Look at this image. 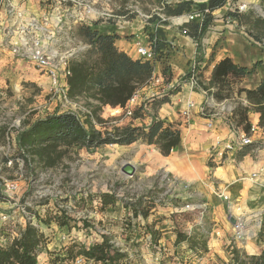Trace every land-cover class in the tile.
<instances>
[{"label":"rangeland","instance_id":"rangeland-1","mask_svg":"<svg viewBox=\"0 0 264 264\" xmlns=\"http://www.w3.org/2000/svg\"><path fill=\"white\" fill-rule=\"evenodd\" d=\"M162 1L164 0H101L98 7L108 14H127V19L130 20L139 18L145 23L144 29L146 35L149 36L156 23L150 20L158 12H161L159 8ZM14 2L15 6L7 4L0 7V10H3L8 16L7 22L9 21V24L5 32L11 34L7 39L8 50L0 62L1 126L6 127L17 120L20 121L24 130L28 122L59 109L73 111L83 117L84 109L92 111L94 105L98 104L97 101L80 97L73 100V105L75 104L76 107L62 104L59 99L53 98L49 78L35 68L25 55L18 56L12 52L16 35L22 36L20 37L21 41L17 42L21 44L25 43L26 40L31 42L37 34L45 36L49 30L54 29L51 17L55 11V0H14ZM258 6L250 10L255 20L264 19V0ZM129 7L131 8L129 9ZM132 9L135 11L134 13H130ZM18 13L22 14L18 15ZM144 15H152L153 17L147 19ZM13 18L14 21H12ZM98 22V28L102 32L113 31L116 23L113 18ZM169 23L171 24L170 21ZM79 26L76 27L77 31L76 29L64 28L60 33H57L56 37L60 40L57 47L61 51L67 52L68 49L75 48L80 54L85 53L90 48V46L84 47L87 42L78 34ZM248 29L256 40H259V36L262 40L264 39V25L250 26L247 27ZM262 40L261 45L264 46ZM263 72L264 59L258 61L255 72L246 79L245 84L254 86L259 83ZM204 74L205 69H202L197 89L207 91V95H210L208 90L204 89L208 85ZM188 78L189 70L183 75V79L187 80ZM169 84L163 78L159 82L150 84L152 86L148 87L147 90L139 91L138 106L144 107V112L147 114L145 120L148 118L153 120L154 117L160 118L158 111L163 104L156 107L159 100L181 90V85L171 87ZM244 96V94L241 96L234 95L233 98L225 101L215 99V102H211L210 105L203 102L199 106V115L207 118L219 112L227 120L229 119L232 126L234 124L231 119L233 111L240 103L245 105ZM112 108L121 107L104 106L100 111L101 117L106 120L105 126L108 130H111L114 126L126 125L131 122L132 116L127 117L121 109L119 112H115ZM194 112L196 111L194 110ZM161 119L169 121L167 117ZM177 119L179 121H170L180 123V125L183 123L189 124L182 118L181 111ZM192 119L193 115L190 120ZM135 121L134 124H136ZM137 121L139 120L137 119ZM150 123L143 122V124L136 125L147 126ZM97 127L101 128L98 124ZM261 137L260 144L264 147V133L261 134ZM27 155L31 161L26 162L24 166L23 182L29 192L39 191V194L43 196L38 202L42 218L47 215V211H56L57 205H59V209L70 211L71 218L79 225L69 233L67 227L61 228L55 223L51 225L42 223L44 230L50 235L51 239L46 247L40 249L39 264H54L49 251L60 248L64 241L68 243L71 239L77 238L78 241L89 244L92 243L94 238L100 237L101 234L111 236L112 242L121 251L127 253L126 260L129 264H232L233 248H238L237 246L240 244L234 241L233 238L232 241L229 238L231 243L223 247L214 246V243H211L213 246L211 248L218 251L214 255L211 248V253L201 255L189 251L184 243L176 245L178 230L191 231L192 234L211 240L212 235L210 233L216 234L212 231L215 223L211 221V217H208L210 201L202 193L203 187L198 188L196 184L199 183H196L194 187L191 183L189 187H184V180L180 176L161 166L160 161L163 159V155L156 145L137 141L131 145L109 144L91 149L74 146L67 150L62 160L54 167H46L32 154L28 153ZM175 158L174 154L172 159ZM210 159L209 157L208 163L210 165L215 164ZM127 164H131L135 169L132 175L124 170ZM102 193L114 194L117 197L116 204L102 210L99 201L93 199L96 195ZM86 199L85 207L79 206V202ZM187 204L203 205V208L195 211H180ZM149 206L152 207L149 209L151 212L148 218H144L142 213H139V217L136 216L135 212L137 210L145 211L148 210ZM75 208L77 209L76 212L73 211ZM202 209L204 214H201ZM237 212L238 210L235 209V214ZM245 218L250 229V227H253L252 220L247 216ZM84 219H87L90 224L87 229H85L82 222ZM228 219L230 220V216H228ZM228 219L225 218L226 224L230 223ZM74 221L71 224H74ZM258 224L259 226L255 227L258 228L257 237L263 245L264 219L262 222L259 220ZM219 225L223 224L220 222ZM199 227L205 230L200 229L194 233V230ZM151 228L161 231L159 241L161 250L155 249L150 244ZM205 233L208 234L209 238L205 237ZM84 234H88V237ZM63 236H66L65 240L62 239ZM247 249L252 252L250 244L247 245ZM242 250L245 252V249L242 248ZM70 264H74V262ZM84 264L95 263L86 262Z\"/></svg>","mask_w":264,"mask_h":264},{"label":"trees","instance_id":"trees-1","mask_svg":"<svg viewBox=\"0 0 264 264\" xmlns=\"http://www.w3.org/2000/svg\"><path fill=\"white\" fill-rule=\"evenodd\" d=\"M229 2L230 0H164L161 2V13L170 17L195 10L209 9L203 22L194 21L186 24L182 29L186 35L198 40L213 20L214 12L225 7ZM230 14L240 23L254 27L264 25V19L255 20L252 13L230 11ZM156 19H159L158 15L150 21L155 22ZM163 23L168 25L169 21ZM98 25L99 22L92 26H79L78 34L89 44L90 48L85 53L71 58V75L68 78V95L72 100L87 97L98 102L94 105L91 114H84L82 117L73 111H55L28 122L26 128L20 133L19 140L22 147L46 167L56 166L67 150L74 146L91 149L109 144L131 145L137 141H143L149 145H156L164 156H168L181 143L180 123L154 117L147 126L134 124V120L147 117L143 106H137L134 109L132 120L128 124L114 126L111 130L105 126L106 120L100 115L102 108L107 105L126 107L128 100L138 90L149 85L155 64L148 60L132 58L117 46L119 34L102 32ZM258 38L261 39L260 36ZM149 43L156 52L158 61L166 63L169 43L163 28L159 27L155 34H150ZM257 63L249 68L234 61L231 57H225L216 63L210 81L204 87L217 101L231 99L234 95H245L247 104L240 103L233 111L231 119L236 129L241 128L246 133L250 132V114L253 111L259 114L257 125L264 128V79L252 88L239 86L245 77L255 72ZM163 76L169 82L173 78V73L167 65L163 68ZM168 102H170L169 95L164 96L156 107ZM97 124L101 128H98ZM251 147L246 146L238 150L237 157L246 155ZM93 199L99 201L102 210L114 206L117 202V197L110 193L96 195ZM86 203L87 199L81 200L79 206L84 208ZM58 207L59 205L54 212L47 211L44 218L40 217L37 226L28 225L20 240L14 241L7 247L0 245V264H39L36 252L46 247L51 239L42 223L46 225L55 223L61 228L67 227L69 233L73 228L79 227L78 223L71 218L70 211ZM151 207L149 206L145 211L137 210L136 216L139 217V213H142L144 218H148ZM73 211L76 212L77 209ZM72 221L74 224H71ZM82 222L85 229L90 227L87 219ZM150 233V244L155 249L161 250L159 246L161 231L151 228ZM84 235L88 237V234ZM183 243H186L188 250H192L193 253L204 255L209 251L206 238L178 230L176 245ZM49 253L54 264H70L78 256H83L87 261L95 264H129L126 260L127 253L121 251L112 242L111 236L106 234L94 238L89 244L73 238L60 248L50 250ZM232 256V264H264V246L259 254H248L235 247Z\"/></svg>","mask_w":264,"mask_h":264},{"label":"crops","instance_id":"crops-1","mask_svg":"<svg viewBox=\"0 0 264 264\" xmlns=\"http://www.w3.org/2000/svg\"><path fill=\"white\" fill-rule=\"evenodd\" d=\"M238 1L254 5H260V2H262V0ZM227 6L228 4L214 12L213 20L207 25L205 32L197 42L191 36L186 35L181 28L175 27L170 23L160 26L166 32V38L169 43L167 49L168 57L166 63L161 60L157 61L154 74L156 78L163 80L165 78L163 76V68L165 65L169 66L173 72V78L168 83H170L171 87L181 85V90L169 96L170 102L164 103L159 108L158 116L160 118L167 117L169 121H179L177 117L185 102L188 99L195 101L196 112L193 111L194 113H192L193 119L188 121L189 124H181V143L166 158L176 167L177 173L172 171L173 173L180 176L183 180H188L193 187L196 183H199L196 184L197 187L204 188H202V193L210 201V215L208 214V217H211V221L215 223L212 231L216 232V234L210 233L212 238L211 240L207 239L209 251L205 255H208L210 248L213 247L211 243L219 247L227 246V244L231 243L233 238V222L232 218L228 219V216L231 214L234 217L244 215L247 218H251L253 227L249 229V237H247L243 244H238L237 247L241 250L242 248L245 249V252L248 254H259L263 245H261V241L257 237L258 228L255 227L259 226V220L263 221L264 219V147L260 144L262 141L261 134L254 136V139L258 143L252 145L251 150L243 157H237V152H228L227 157L222 163L210 165L208 163L210 152L216 142L220 140L225 143L233 139L236 136V132L230 125L229 119L227 120L219 112L207 118L200 116L199 106L203 102L206 103L208 95L205 93L206 91H201L197 88L191 89L188 79H183V75L188 72L190 63L194 59H197L202 69H205L204 78L208 82L216 63L225 57H231L234 61L249 68L256 62L264 59V46L261 45L262 39L256 40L249 33V29L247 30V27L251 26L249 24L240 23L236 18L231 23H228L223 16ZM248 13H251V11L244 14ZM7 19V14L3 10H0V62L8 50L7 39L11 35L5 32L9 24ZM12 21H14V18ZM144 25L145 23L139 20V18H133L128 24H125L123 29H118L115 24L114 30L109 32L119 34L120 38L117 40V46L132 58L137 59L134 48L137 37L144 43H149V36L146 35ZM76 27L72 29H76L77 31ZM15 32L18 33L17 31ZM20 37L22 36L16 35L14 37L16 44L21 41ZM262 42L264 43V39ZM84 47H89V45L86 43ZM68 51H75V48H70ZM250 76L245 77L239 85L246 88L255 87L258 83L254 86L245 84L246 79ZM263 79L264 72L261 75L260 81ZM155 82L157 81L150 84ZM150 84L139 91L147 90L148 87L152 86ZM243 101L247 104L245 96ZM212 102L214 103L215 99ZM218 105L220 106V104ZM57 111L63 112L66 110L59 109ZM138 120L135 121L136 124H143V122L148 124L152 121V118ZM210 121L213 122V128L207 127V123ZM250 121L253 124H258L259 114L254 111L251 112ZM185 122L187 121L185 120ZM174 154L176 158L173 160L172 156ZM252 173H257V177L251 178ZM220 193L225 194L228 199L219 196ZM238 208H241L242 211H238L235 214V209L238 210ZM225 218L228 219L229 224L225 223ZM220 222L223 225H219ZM200 229L202 227L194 230V233ZM202 230L204 231L205 229L203 228ZM205 237L209 238L208 234L205 233ZM229 238H231V241ZM248 244L252 247V252L248 251ZM211 250L213 255L214 253H218L217 249L213 250L211 248Z\"/></svg>","mask_w":264,"mask_h":264},{"label":"built area","instance_id":"built-area-1","mask_svg":"<svg viewBox=\"0 0 264 264\" xmlns=\"http://www.w3.org/2000/svg\"><path fill=\"white\" fill-rule=\"evenodd\" d=\"M100 2L101 0H55V11L51 17L54 29L49 30L48 34L45 36L35 35L31 42L26 40L25 43L13 44V54L18 56L25 55L35 68L43 72L49 78L51 94L53 98L59 99L62 104L76 107L75 104L73 105V100L68 95V78L71 75L70 60L72 57L76 56L78 52L76 50L72 52L61 51L60 48L57 47V44L60 42L56 37L57 33H60L64 28L72 29L79 25L92 26L100 20H108L110 18L116 21L115 24L117 28L121 30L124 28L125 24L131 21L127 19V14L105 13L98 7ZM7 4L15 6L14 0H1L0 7L6 6ZM257 7L259 6L246 2H239L238 0H230L223 16L228 23H231L235 18L230 14V11L246 13ZM130 8L131 7H129V9ZM134 12L133 9L130 10V13ZM208 12L209 9H205L204 11L195 10L170 17H167L164 13L158 12L157 15L159 19H156V23L150 34H155L157 29L161 25H164L163 22L165 21H170L173 26L181 29H183L186 24L194 21L201 23L204 21L205 15ZM21 14L22 13H18V15ZM144 16L147 19L153 17L152 15ZM194 41L197 42V40ZM134 48L137 58L148 60L154 64L157 63L158 59L156 52L153 50L150 43H144L137 37ZM201 72L202 66L197 59H194L190 63L189 68L188 83L191 89L198 87ZM154 81L159 82L160 80L156 78L153 73L149 84ZM138 93L139 90L128 100L126 107L120 108L125 116H133L134 108L139 105ZM205 93H207V91ZM214 99L212 95H208L206 103L210 105ZM195 108V101L188 99L181 110L182 118L188 122ZM201 110L203 111L204 108ZM84 114H91V110L84 109ZM211 116H214V114ZM231 124L233 123L231 122ZM233 125L232 127L236 132V136L225 143L220 140L216 142L210 152L211 162L215 164L222 163L227 157L228 152H237L246 146H252L258 143V141L254 139V136L264 133V128H261L257 124L251 123L249 133H246L241 128L236 129ZM207 127L213 128V122H208ZM22 131L23 128L21 127L20 121L17 120H14V122L8 124L6 127L0 124V245L5 247L11 245L16 240H20L27 226H37L39 224V218L42 217L38 202L43 196L39 194V191L29 192V190L25 188L23 182L24 166L26 162H30L31 159L27 155L28 153L25 148L20 144L19 136ZM256 177L257 173H252L251 178ZM183 183L186 188L190 186L188 180H184ZM219 196L228 199L223 193H220ZM201 208H203V205L187 204L182 207L180 211H195ZM238 211H242L241 208H238ZM201 214H204L203 209ZM200 218L202 219L203 217ZM231 218L234 220V241L237 243H244L249 233L248 221L244 216L240 215L234 217L231 214L230 219ZM187 234L191 235L192 232H187ZM62 239L65 240L66 236H63ZM64 243H66V241H64ZM184 244L188 248L187 244ZM189 251L193 253L192 250ZM36 253L37 257L40 258V249L37 250ZM73 262L74 264H84L89 261L83 256H78Z\"/></svg>","mask_w":264,"mask_h":264},{"label":"bare ground","instance_id":"bare-ground-1","mask_svg":"<svg viewBox=\"0 0 264 264\" xmlns=\"http://www.w3.org/2000/svg\"><path fill=\"white\" fill-rule=\"evenodd\" d=\"M112 110L115 112H119L120 108H112ZM162 158L163 159L160 161L161 166L165 167L168 171L176 172V167L173 165V163L169 159H167L165 156H163Z\"/></svg>","mask_w":264,"mask_h":264},{"label":"water","instance_id":"water-1","mask_svg":"<svg viewBox=\"0 0 264 264\" xmlns=\"http://www.w3.org/2000/svg\"><path fill=\"white\" fill-rule=\"evenodd\" d=\"M125 172L128 174H133L135 169L131 164H127L126 167L124 168ZM232 222H234V220L232 219Z\"/></svg>","mask_w":264,"mask_h":264}]
</instances>
